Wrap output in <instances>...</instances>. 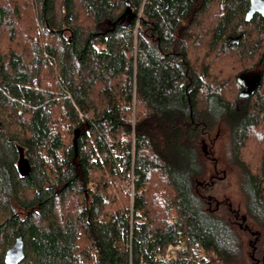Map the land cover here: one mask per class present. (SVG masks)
Listing matches in <instances>:
<instances>
[{"label":"trees","instance_id":"16d2710c","mask_svg":"<svg viewBox=\"0 0 264 264\" xmlns=\"http://www.w3.org/2000/svg\"><path fill=\"white\" fill-rule=\"evenodd\" d=\"M248 6L0 0V264L19 234V264H264V17ZM218 123L245 221L196 182Z\"/></svg>","mask_w":264,"mask_h":264},{"label":"rangeland","instance_id":"374dc122","mask_svg":"<svg viewBox=\"0 0 264 264\" xmlns=\"http://www.w3.org/2000/svg\"><path fill=\"white\" fill-rule=\"evenodd\" d=\"M248 75L246 74V76ZM198 147V153L203 163L204 171L197 178L196 182L201 186L205 183H210L207 182L208 179L215 181L211 184H214L213 189L215 190L216 199L221 203L231 206V209L234 212H238L239 217L242 219L246 213L245 198L240 188L241 171L232 161L230 137L224 125L218 123L211 129L210 137H200ZM214 206L212 204L213 208ZM241 219L239 220V224H242ZM255 231L260 234L264 242V231L262 229H256ZM245 241V251L248 255L251 254L250 246L252 243L250 242L254 240L251 241L249 236H246ZM262 249L264 253V243Z\"/></svg>","mask_w":264,"mask_h":264},{"label":"built area","instance_id":"2783aa9c","mask_svg":"<svg viewBox=\"0 0 264 264\" xmlns=\"http://www.w3.org/2000/svg\"><path fill=\"white\" fill-rule=\"evenodd\" d=\"M79 115L86 117V118L88 117L87 114L83 115L80 113ZM131 122H132V126H133V120ZM135 179H137V176H135V174H134L133 152H132L131 168L128 171L127 178L122 182V187L124 189V192L126 193V195L129 198L130 230H131V226H132V214H133L132 202H133V196H134V180ZM186 244H187V238L182 233L179 235V238L177 239V242L175 244H170L164 253L158 255V259L166 260V261L176 260L179 252H181L185 248ZM127 247L130 248V243L127 244Z\"/></svg>","mask_w":264,"mask_h":264},{"label":"water","instance_id":"95a60500","mask_svg":"<svg viewBox=\"0 0 264 264\" xmlns=\"http://www.w3.org/2000/svg\"><path fill=\"white\" fill-rule=\"evenodd\" d=\"M126 13L130 15V18L134 17V14L131 13V9L129 8L128 4H127V9L122 13L119 19H122ZM251 15H252V8H250V11L248 13L249 19L251 18ZM60 33H63V30H61ZM21 165L26 166V160L23 158L22 155H20L18 161V166ZM243 220L245 221V218H243ZM23 258H24L23 240L21 235L19 234L16 237L14 243L5 251L3 260L5 264H19Z\"/></svg>","mask_w":264,"mask_h":264},{"label":"flooded vegetation","instance_id":"af4514ba","mask_svg":"<svg viewBox=\"0 0 264 264\" xmlns=\"http://www.w3.org/2000/svg\"><path fill=\"white\" fill-rule=\"evenodd\" d=\"M252 8L251 17L256 14H261L264 17V0H249L248 13ZM243 79L244 89L247 90L246 93L243 94L244 97L248 96L256 86L255 81H257V77L250 73L248 76H241Z\"/></svg>","mask_w":264,"mask_h":264}]
</instances>
